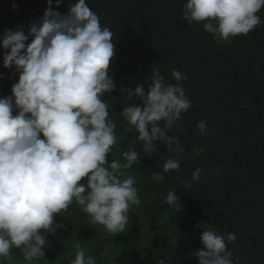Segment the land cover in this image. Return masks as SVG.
<instances>
[{"label": "trees", "instance_id": "16d2710c", "mask_svg": "<svg viewBox=\"0 0 264 264\" xmlns=\"http://www.w3.org/2000/svg\"><path fill=\"white\" fill-rule=\"evenodd\" d=\"M75 2L61 0L56 5L52 0V7L64 14ZM185 2L86 0L101 26L114 34L116 52L109 75L116 88L102 99L109 104V117L121 138L108 161L123 163L121 153L130 145L141 155L140 162L126 170L136 177L141 203L131 207L126 231L113 235L73 202L55 216L56 224L63 227L45 234V257L33 264H71L76 245L97 264H159L160 260L198 264L192 253L203 249V229L196 227L203 222L211 223L220 235H236L235 241L226 242L233 264H264V23L220 45L204 31L202 22L189 25L183 19ZM47 7V0H0V36L5 29L22 28L27 34L29 25L38 22ZM257 15L264 21V7ZM30 41L31 37L25 43ZM6 51L0 49V98L11 95L18 81L14 67H3ZM154 69L169 83H175L173 69L185 74L187 79L181 83L192 104L177 121L180 127L168 133L178 136L184 154L179 170L167 173L162 165L174 153L156 142V150L144 155L143 142H132L135 130L123 132L121 89L143 83L147 90ZM129 103L141 101L134 97ZM200 120L206 121V135L198 134ZM194 148L204 151L196 155ZM197 167L202 169L201 177L192 182L191 173ZM154 173H162L164 179L153 181ZM80 183H86V178ZM169 191L179 196V209L165 202ZM11 256L2 264H26L20 249L13 248Z\"/></svg>", "mask_w": 264, "mask_h": 264}, {"label": "clouds", "instance_id": "9594fccd", "mask_svg": "<svg viewBox=\"0 0 264 264\" xmlns=\"http://www.w3.org/2000/svg\"><path fill=\"white\" fill-rule=\"evenodd\" d=\"M60 2L55 0L56 5ZM47 4L27 34L22 28L5 29L0 36V49L7 50L3 67H14L18 74L11 95L0 98V264L12 260L13 248L21 250L26 264L44 258L45 234L63 227L55 216L73 202L113 235L126 231L131 207L141 203L136 177L126 172L141 155L130 145L121 153L123 163L108 161L121 138L109 117V104L102 99L116 88L109 75L116 52L114 34L101 26L86 0H76L64 14L52 7V0ZM262 7L264 0H186L182 15L189 25L202 22L204 31L222 45L264 23L257 15ZM171 77L175 83L166 82L154 69L147 90L143 83L121 89L123 132L135 130L132 142H143L144 155L156 150V142L175 154L164 161L163 173L180 168L184 148L178 136L168 133L180 127L181 114L192 107L181 83L186 75L173 69ZM134 97L141 103H129ZM197 129L206 135V121L200 120ZM193 151L201 155L204 149ZM201 173L195 168L191 181L198 182ZM85 178L86 183H80ZM163 179L162 173L152 175L153 181ZM183 186L187 189L189 182ZM178 200L175 191L165 197L168 205L179 209ZM196 227L203 229V249L192 253L198 264H233L226 242L235 241L236 235H220L207 222ZM71 264L97 261L76 245Z\"/></svg>", "mask_w": 264, "mask_h": 264}]
</instances>
